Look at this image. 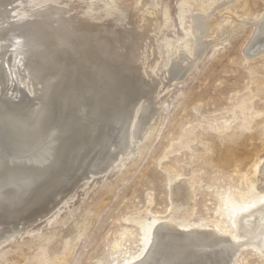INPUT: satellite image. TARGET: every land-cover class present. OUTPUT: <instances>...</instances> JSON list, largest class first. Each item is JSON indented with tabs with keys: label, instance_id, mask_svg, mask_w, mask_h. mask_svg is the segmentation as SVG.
<instances>
[{
	"label": "rangeland",
	"instance_id": "obj_1",
	"mask_svg": "<svg viewBox=\"0 0 264 264\" xmlns=\"http://www.w3.org/2000/svg\"><path fill=\"white\" fill-rule=\"evenodd\" d=\"M14 1L0 0V4H12ZM29 1L25 0L26 3ZM58 1L66 5L56 3ZM47 5L57 9L59 16H62L60 8H63L66 18L77 16V21L87 20L89 27L100 26L101 29H98L104 31L100 33L102 37L106 35L105 38L109 40L116 38L120 43L128 33L132 36L133 33H143L146 21L153 19L150 37L155 38L157 54L154 55V49L144 42L140 52L142 57L147 58L144 59L145 64L128 63L130 67H135L136 73L131 80L130 75L124 77L129 80L130 93L127 90L122 100L126 103L129 101V106L131 104L125 120L127 130L121 133L115 125H109L107 133L111 139L104 153H110L112 160L118 157L119 161L113 163L108 160L106 165L101 163L102 158L97 163L102 167L96 164L93 168L96 153L88 155L77 171L76 180L67 186L64 196L52 209L53 212H59L58 207L62 209L54 217V222L48 225L44 215L33 217L31 224L25 227L11 216L8 222L14 228L23 227L21 234L14 238L27 241L42 232L50 233L54 227L55 237L61 242L71 228L73 230L77 223L86 220L87 228L82 230L68 264H123L143 249L141 225L135 219L146 221L153 215L165 216L177 212L191 224L211 223L232 229L230 208L251 201L254 198L251 191L264 186L262 174L255 173V165L264 157V55L247 60L245 48L256 27L253 24L240 27L244 18L253 19L264 14V0H51ZM21 6L28 9L26 5ZM42 9V12L46 10L45 7ZM125 9L129 11L125 14V20L115 22ZM188 10L192 15L211 14L220 23L215 33L218 34L212 36L214 40L210 39L212 42L207 53L195 61L193 67L188 62L195 60L194 46L190 44L185 49V41L190 38L186 35L192 34L191 30L184 28ZM42 16L46 20H42ZM42 16H38L39 20L35 16L34 20L50 25L47 23L48 14L44 12ZM54 27L57 28L58 23ZM237 27L240 29L237 30ZM5 28L9 29V26ZM43 28L48 29L47 26ZM4 30L1 32L5 39L2 43L10 46V49L7 48L10 52L15 38L9 34L8 37ZM110 32L114 38L109 36ZM129 34V39L126 37L129 41L125 39V42H131L132 36ZM7 38H11V42ZM86 39L82 42L89 49L86 48L84 54H90L87 57L91 59L94 44L90 45L92 40ZM118 41L117 44L113 41V44L115 47L119 45L117 48L123 54L129 45L123 42L126 46L122 50L120 47L123 43ZM45 45L49 46L51 53L57 47L52 41H47ZM68 45L75 50L74 43L68 42ZM178 49L184 50L174 58V51ZM188 49L190 52H185ZM71 50L69 53L73 54ZM41 53L36 56V61L40 62ZM190 53H193V57ZM6 56V53L0 54L1 65ZM175 63L187 66L189 70L180 76L181 79L172 78L171 66ZM2 71L3 67L0 66ZM154 81H161L160 87L149 93L147 98L149 90L154 88ZM22 90L26 94L24 96L32 97L28 88L22 86ZM2 100L9 105L7 99L2 97ZM39 103L40 100L37 105ZM141 103L158 110L157 126L149 141L139 143L142 155L138 161L130 163L128 147L126 155L119 152L126 151L119 149L120 139L123 134L128 139L136 135L132 133V123L136 115L138 117ZM21 111L24 112V109ZM138 119L144 120L141 111ZM124 159L125 164L117 168V164ZM96 168L99 169L97 172L102 173L92 174ZM176 177L174 187H170V180ZM191 181L192 187L189 185ZM5 220L0 219V223L3 225ZM30 231L34 232L28 234ZM14 238L0 245V250L5 249L0 253V264L25 263L29 251L25 245L21 248L12 245ZM237 257V264H264V258L253 250H246Z\"/></svg>",
	"mask_w": 264,
	"mask_h": 264
},
{
	"label": "bare ground",
	"instance_id": "obj_2",
	"mask_svg": "<svg viewBox=\"0 0 264 264\" xmlns=\"http://www.w3.org/2000/svg\"><path fill=\"white\" fill-rule=\"evenodd\" d=\"M17 1L12 4L9 2L7 5L0 4V54L8 55L4 64H0L3 67V71L0 72V219H6V223L3 225L0 223V245L10 242L23 230V227L14 228L13 224L8 222L11 216L23 226L31 224L30 219L33 217L39 218L44 215L47 217L48 225L54 222V217L62 209L58 207L59 212H53L52 209L56 208V204L64 196L67 186L76 180L77 171L83 166L88 155L96 153L92 162L93 168L102 158L101 163L104 162L106 165L108 160H112L110 153L104 154L106 144L111 139L108 138V127L111 124L115 125L124 133L127 130L126 116L131 106L128 104L129 101L126 103L122 100L129 90V80L124 77L130 75L131 80V76L133 75V79L136 73L135 67H130L128 63L145 64L147 58L142 57L140 52L143 50L144 42L147 43V47L154 49L152 50L154 55L157 54L155 38L150 37L153 19L146 21L143 33H133V36L128 33L132 36L131 42H125L129 39L128 34L124 37L126 40L123 42L129 45L127 47L116 38L106 39L104 35L106 33L102 37L100 33L103 30L98 29L100 26L89 27L87 20L77 21L79 19L77 16L66 18V11L63 8H60L62 16H59L57 9L49 8L47 5L51 0H30L28 3L25 0ZM56 3L64 4L59 1ZM21 5H26L28 9H23ZM44 7L45 14H48L47 23L50 25L34 20L35 16L37 19L38 16H42ZM127 11L125 9L124 14L122 13L115 22H123ZM210 17L211 14L192 15L188 10V16L184 18L185 30L192 32L191 35L190 33L186 35L190 38L185 41V49L189 48L190 44L194 46L195 60L188 62L190 67L205 56L212 42L210 39L218 34L215 33L220 23L213 19V16ZM42 20L46 19L43 17ZM55 23H58L57 28L54 27ZM247 24L256 27L245 48L247 60H254L264 55V14L253 19L244 18L240 27ZM7 26L9 29L5 28ZM46 26L48 29L43 28ZM238 27L237 30L240 29ZM13 29L14 32L11 33ZM3 30L7 36L9 34L15 38L12 40L14 44L12 42L13 50L10 52L7 50L10 46L6 47L2 43ZM7 30L10 32L7 33ZM111 34L110 32L108 35ZM85 38L92 40L90 45L94 44L91 59L87 57L90 54L85 55V49H89L85 48V42H82ZM115 40L123 45L120 47L122 50L126 46L123 54L117 48L119 45L115 47L114 44H117ZM47 41L56 43L57 47L54 46L55 51L52 53L49 46L45 45ZM68 42L75 44V50L70 49ZM69 50L74 53L70 54ZM181 50L184 49L174 51V58ZM40 51L43 56L39 62L35 59ZM187 51L190 52V49L185 52ZM191 55L193 57V53ZM171 69L174 79H181L180 76L188 70L187 66L183 67L176 63ZM119 72L125 75H118ZM160 83L161 81H154V88L150 89L151 91L148 89L147 98L149 93L152 94V91L155 92L160 87ZM22 86L28 88L34 98L24 96L26 94ZM10 95L15 97L11 98ZM2 97L7 99L8 106ZM39 100L40 103L37 105ZM22 108L24 112L21 111ZM140 111L144 117L143 121L138 119ZM157 112L154 107H147L141 103L138 117L136 115V120L132 123V133L136 135L129 139L126 138V134L122 135L119 149L126 151L119 152L123 156L126 155L128 147L130 163L138 161L142 155L139 143L151 139L149 137L157 126ZM115 149L117 151V148ZM117 158L112 160L113 163L119 161ZM125 160H121L116 167H122ZM96 169L92 174H99L100 171L97 172L99 169ZM255 173L264 177V157L255 165ZM261 179L264 181V178ZM176 180L177 177L170 180V187H174L172 185ZM189 185L192 187L193 182L191 181ZM254 186L252 182V188ZM251 192L254 196L251 201L230 208L232 229L211 223L191 224L187 222L185 216L177 212L165 216L153 215L146 221L135 219L134 221L141 225L143 249L136 256L126 259L123 264H237V256L246 250L256 251L264 258V186ZM189 214L188 212L187 215ZM85 228L86 220H82L73 227V230L70 229L61 242L55 237L53 227L50 233L42 232L38 237L27 241L14 238L12 245L18 248L25 245L29 251L24 264H68ZM32 232L34 231L28 234ZM3 250H0V253Z\"/></svg>",
	"mask_w": 264,
	"mask_h": 264
}]
</instances>
